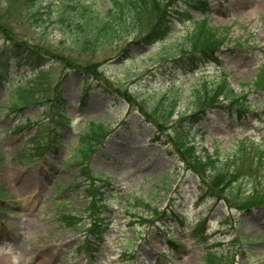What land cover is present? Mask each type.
Returning a JSON list of instances; mask_svg holds the SVG:
<instances>
[{
    "label": "rangeland",
    "instance_id": "1",
    "mask_svg": "<svg viewBox=\"0 0 264 264\" xmlns=\"http://www.w3.org/2000/svg\"><path fill=\"white\" fill-rule=\"evenodd\" d=\"M60 1L37 0L32 12L29 0H0V46L33 41L39 53L49 56L44 66L48 82L41 86L49 90L44 95L54 99L58 90L62 101L61 108H52L41 98V103L22 112L10 110L8 95L16 81L28 82L32 76L15 73L9 62L5 72L9 92L0 86V264H205L209 247L217 257L210 263L219 264L220 252L235 254L231 264L262 263L264 213L243 215L222 202L204 199L200 180L171 147L168 135L176 116L167 118L166 111L156 116L141 106L166 109L176 103L178 115L200 112L206 108L203 90H212L224 69L226 81L237 92L248 93L251 112L242 122L210 111L205 119L195 120L190 137L196 154L233 160L241 140L246 148L264 149V90L243 88L263 82L259 70L264 68V0H211L205 24L197 23L200 16L192 12L190 19L173 22L157 42L132 44L150 28L151 20L146 19L129 39L99 52L68 47L54 20ZM90 1L97 11L108 7L106 0ZM201 32L224 38L220 66L208 62L209 55L207 64L190 73L166 63L192 52ZM67 66H78L76 72L90 69L93 77L86 72L90 80H85L72 70L70 80L61 82ZM98 81L107 93L90 89L88 99L79 105L83 88ZM67 121L69 125L59 124ZM92 121L111 129L89 162L90 175L101 179L95 185L106 192L94 207L103 222L94 229L101 239L87 232L91 219L84 208L92 192L87 199L78 168L69 164L77 134ZM52 128L59 129L55 152L51 148L42 155ZM24 150L31 151V161L20 157ZM260 173L262 185L264 170ZM260 185L257 191L264 190ZM57 200L64 201L65 211L54 208ZM69 212L77 230L71 226L73 219L63 217ZM89 243L94 247L87 249Z\"/></svg>",
    "mask_w": 264,
    "mask_h": 264
},
{
    "label": "trees",
    "instance_id": "2",
    "mask_svg": "<svg viewBox=\"0 0 264 264\" xmlns=\"http://www.w3.org/2000/svg\"><path fill=\"white\" fill-rule=\"evenodd\" d=\"M29 1L32 3V12H36L35 7L37 3L35 2L37 0ZM106 2L108 7L104 11H97L90 0L60 1V7L54 16V20H56L59 28L63 30L61 32L62 35L69 41V48L78 51L83 48L89 50L94 48L99 52V50L101 51L113 46L114 42H120L121 39H129L137 33L138 26H142L146 19L151 20L150 28L138 36L137 39L132 40L131 43H142L149 46L161 35L165 34V31L167 32L173 21L180 20V17L187 19L191 12H196L201 15L197 23H203L209 12V0H106ZM73 26L75 30L72 29ZM223 39L221 35L218 37L217 35H212L210 32L207 35L201 32L196 37V45L190 48L192 52L170 57L168 60L171 61L166 63L173 64L172 67L176 71L190 73L197 70L200 66L207 64L208 58L206 57L209 55L208 62H213L220 66L221 59L219 52ZM127 47L124 49V53L127 52ZM235 47L240 48V44H235ZM197 48L199 51H197ZM39 52V47L31 40L18 44H9L7 41L4 45L0 46V82L4 78L5 83V79L7 78L5 72L8 70L9 62H13L17 69L22 68L26 73L32 75L31 81L18 82L17 86L8 95L10 102L9 109L14 112L19 113L27 107L41 103V98L46 102L50 101L52 108H61L62 106L58 90H55L54 99H49L44 95L49 90L48 86L46 87L47 89L41 87L48 82V75L45 72L44 66L49 56L47 55L46 57L43 53ZM197 52L199 53L197 54ZM67 68L69 70L64 73L62 76L63 81L61 82L66 83L70 80V71L72 70H75V74L84 75L83 79L90 80L85 75L86 72L91 75L90 69H82L78 73L76 72L78 66H67ZM259 71H261L259 75L261 77H258L263 82L258 83L255 81L254 85H244L243 88L248 87L249 90L251 88L254 89L255 87L253 86H256V88L264 90V68H261ZM91 76L93 77V75ZM227 77L228 74L222 69L221 79L212 87V90H203L206 98L202 100L204 102L202 105H205L206 108L195 114L188 116L178 115V113H175L176 103L166 105V109L161 107L151 108L148 105L146 109L145 106H141V108L153 112L156 116H158L157 114L165 115V111L167 118L176 116L171 123L175 127L172 129V134L168 135L172 139L170 142L171 147H173V152L175 153L176 151L178 154L175 157L182 162L188 171L200 180L198 189L204 199L208 198L216 202H222L229 211L235 209L243 215L259 211L264 212V190L257 191L256 188L260 185L257 177L261 176V169L264 170V149L260 147L246 148V141L241 140L238 144L235 158L233 160H222L217 155L213 156L207 152L202 156L196 154L195 143L191 139L192 136L190 137L195 120H200V118L205 119L208 111L219 113L226 119L234 122L245 121L247 115L251 112L248 93H245L243 89L237 92L226 81ZM97 88H102L100 91L107 93L103 90L104 88L101 86L100 81H98L96 85L91 84L83 88L82 94L79 95L78 103H84L86 97L90 95V91ZM108 93L111 94L109 91ZM38 100L39 102H37ZM146 120L152 122L148 118ZM60 124L69 125L68 121L66 123L60 122ZM155 127L158 129V126L155 125ZM58 131V128L49 130L53 135L50 134V141L45 145L43 151H48L52 142H55ZM110 133L111 129L109 130L107 125L93 121L86 123L76 137L75 147L71 151L72 156L69 158V164L75 165L78 168L80 176L83 178L80 185L85 186L84 192L87 199V195L92 192L91 200L87 202L86 206L88 210L86 211V208H84V212L91 219L88 232L95 236L98 233H95L94 229L101 226L102 220L97 218L98 213L94 212V207L99 202L102 203V198L106 192L103 191L104 186L95 185L97 181L101 182V179L95 175H90L89 162ZM38 145L39 143H36V150L40 148ZM20 157L31 161L33 155L31 151L24 150L21 152ZM243 166L244 170L242 171ZM260 186L264 187V183ZM64 204V201L58 200L56 205L59 206L58 210L62 211L65 209ZM88 205L91 207H88ZM90 209L92 213L88 215ZM160 215L158 217L162 219L161 217H164L166 212H161ZM63 217H66L69 221L74 220V217L70 213L65 214ZM88 249H91V247ZM211 251L212 247L207 248L205 251V264H215L210 262L217 260V257H213ZM234 255L228 254V252L218 253L219 264H231ZM260 264H264V261Z\"/></svg>",
    "mask_w": 264,
    "mask_h": 264
}]
</instances>
